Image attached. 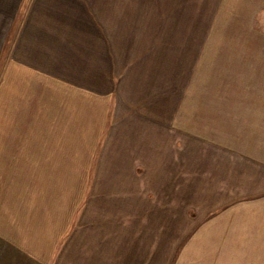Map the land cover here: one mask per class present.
I'll return each instance as SVG.
<instances>
[{
  "label": "crops",
  "instance_id": "obj_1",
  "mask_svg": "<svg viewBox=\"0 0 264 264\" xmlns=\"http://www.w3.org/2000/svg\"><path fill=\"white\" fill-rule=\"evenodd\" d=\"M43 1L41 12L26 13L12 43L14 76L28 97L23 77L52 76L54 60L62 72L54 77L68 75V52L79 54L73 76L78 67L82 73L77 8ZM14 2L0 0V29ZM7 102L0 117V264H221L216 257L225 247L264 262V195L229 203L227 179L211 162L201 171L191 162L182 183L178 146L191 141V127L166 118L159 100L150 116H107L102 134L97 122L90 137L74 117L72 140L63 121L51 127L37 122L33 105L23 117L24 102ZM185 196L189 213L181 207Z\"/></svg>",
  "mask_w": 264,
  "mask_h": 264
},
{
  "label": "rangeland",
  "instance_id": "obj_2",
  "mask_svg": "<svg viewBox=\"0 0 264 264\" xmlns=\"http://www.w3.org/2000/svg\"><path fill=\"white\" fill-rule=\"evenodd\" d=\"M44 4L15 0L9 16L5 10L0 83L8 74L0 86V117L7 101L24 102L23 117L33 105L37 122L54 127L63 121L72 140L74 117L90 137L97 122L102 134L107 116L110 122L126 111L128 117L143 111L150 116L159 100L166 118L191 127V141L181 139L178 146L182 183L191 175V162L200 171L211 162L212 172L221 170L222 181L227 179L229 203L264 195V0H68L84 26L82 73L78 67L73 76L79 54L68 52V75L54 77L62 74L54 60L52 76L43 71L23 77L30 84L28 97L14 76L19 71L12 43L26 13L38 14ZM186 200L181 207L189 213ZM258 253L264 255V248ZM216 258L221 264L254 262L247 252L227 247Z\"/></svg>",
  "mask_w": 264,
  "mask_h": 264
}]
</instances>
